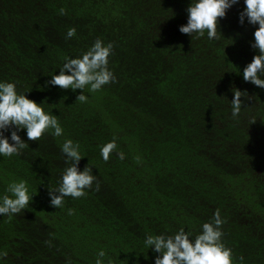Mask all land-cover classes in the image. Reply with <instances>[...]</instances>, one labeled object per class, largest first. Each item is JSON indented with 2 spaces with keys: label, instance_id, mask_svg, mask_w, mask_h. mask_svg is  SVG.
Returning <instances> with one entry per match:
<instances>
[{
  "label": "trees",
  "instance_id": "obj_1",
  "mask_svg": "<svg viewBox=\"0 0 264 264\" xmlns=\"http://www.w3.org/2000/svg\"><path fill=\"white\" fill-rule=\"evenodd\" d=\"M191 3L0 0V82H14L63 128L61 136L50 129L38 141L19 130L29 146L0 154V201L21 180L34 193L22 212L0 214V252L8 253L0 264H96L101 250L104 264H155L160 254L145 244L149 235L183 227L194 239L217 209L234 264H264V88L243 79L259 54L252 46L259 25L246 17L240 23L239 0L221 18L219 39L207 32L192 38L179 30ZM73 27L76 35L66 39ZM97 39L114 44V82L94 93L48 83ZM233 89L252 97L241 96L238 117ZM83 91L87 102L76 101ZM114 137L118 148L105 162L101 149ZM67 139L79 143L78 167L89 164L100 189L94 182L85 196L65 197L56 208L49 187L60 186L69 166Z\"/></svg>",
  "mask_w": 264,
  "mask_h": 264
},
{
  "label": "clouds",
  "instance_id": "obj_2",
  "mask_svg": "<svg viewBox=\"0 0 264 264\" xmlns=\"http://www.w3.org/2000/svg\"><path fill=\"white\" fill-rule=\"evenodd\" d=\"M238 2L239 0H192L187 9L188 22L179 30L181 33L191 35L192 38L193 34L202 37L207 32L209 39H219L218 28L221 18L225 17L227 10ZM244 2L245 9L240 13V23L243 24L246 17L250 24L259 25L254 33L255 39L252 45L259 50V54L255 55L251 63L244 68L243 79L264 88V78H262L264 77V0H244ZM59 12L61 15L66 14L64 8H61ZM75 35L76 29L70 28L66 39ZM113 48V43L105 44L97 39L82 57L66 59L59 74L53 75L48 83L61 89L71 88L73 91L84 90L86 87L93 93L100 90L116 80L113 71L108 67ZM233 91L235 96L231 101L232 116L238 117L244 103L241 96L246 99H252V97L247 91L242 92L239 89H233ZM87 99L83 91L77 96L76 101L84 103ZM255 122L256 119L253 118L251 124ZM9 128H14L10 138L4 134ZM22 129L27 130L30 141L40 140L50 129L54 130L52 133L54 136L59 137L63 134V128L57 116L46 112L43 104L30 99L24 93H18L14 82H0V154L5 157L19 155L29 146L18 134V131ZM117 148L115 137L102 147L101 155L105 162ZM62 152L69 166L62 175L60 186L49 187L50 203L56 208L63 207L65 197L70 196L76 199L85 196L86 189H91L94 182H96V190L100 189V184L93 174V168L88 164L81 171L78 167L83 157L79 143L67 139L62 145ZM118 157L123 160L125 153L120 151ZM136 159L139 163L140 158ZM7 193L10 195L5 194L0 201V214L5 216L18 214L28 208L34 194L29 192L27 182L24 180L9 184ZM73 212V209L68 210L69 215ZM225 222L220 210L217 209L212 221L205 222L202 225V232L194 239L191 230L185 231L181 227L174 235H149L145 244L160 254L156 257L155 264H234L233 250L222 240L224 235L222 226ZM46 243L51 244V241ZM7 255V251L0 252V258ZM105 256L106 253L101 250L96 264H104ZM240 259L242 261L243 257ZM107 264H113V262L108 260Z\"/></svg>",
  "mask_w": 264,
  "mask_h": 264
},
{
  "label": "rangeland",
  "instance_id": "obj_3",
  "mask_svg": "<svg viewBox=\"0 0 264 264\" xmlns=\"http://www.w3.org/2000/svg\"><path fill=\"white\" fill-rule=\"evenodd\" d=\"M146 139H148V135H143V137H142V140H146ZM204 157H205V155H203V157H202V159H204ZM190 159V157H187V160H189ZM200 156L198 155V157L196 158V159H194L193 161H192V164L194 165V166H196L197 164H198V162H200ZM205 160V159H204ZM206 164H208L207 162H206Z\"/></svg>",
  "mask_w": 264,
  "mask_h": 264
}]
</instances>
